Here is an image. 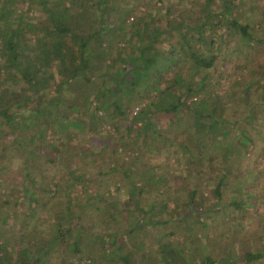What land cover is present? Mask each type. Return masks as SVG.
Here are the masks:
<instances>
[{"label": "trees", "instance_id": "16d2710c", "mask_svg": "<svg viewBox=\"0 0 264 264\" xmlns=\"http://www.w3.org/2000/svg\"><path fill=\"white\" fill-rule=\"evenodd\" d=\"M205 1L204 16H195L192 7L182 8L186 15L175 9L180 0H144L143 6L164 8L161 26L153 14L133 19L136 9L121 7L124 0H0V171L12 149L27 168L26 180L29 169L44 162L60 164L66 182L54 184L53 196L42 200V210H58L51 236L36 249L13 251L0 225V264H264V240L257 249L244 244L241 250L237 239L223 244L228 235L216 238L210 231L192 240L184 234L192 224L207 228L198 185L211 189L209 211L220 215L244 209L242 200L224 202L220 192L235 181L233 166L242 164L243 184L264 180V6L250 0L262 17L249 7L243 17L256 16L257 34L235 14L247 4L243 0H220V13ZM242 54V65L234 68ZM230 61L228 72H221L226 77L217 74L228 79L220 91L212 71ZM104 126L107 140L95 149ZM73 131L90 138L82 137L86 144L69 155ZM160 147L167 154L164 167L149 161ZM130 149L137 155L124 161ZM71 159L78 165H69ZM176 161L182 168L176 176L195 180L179 205L159 192ZM75 187L87 195L89 215L75 211L76 197L69 195ZM21 191L33 199L32 189L22 185ZM151 192L161 201L141 205ZM92 213L103 223H95ZM84 238L99 249L86 250Z\"/></svg>", "mask_w": 264, "mask_h": 264}, {"label": "rangeland", "instance_id": "374dc122", "mask_svg": "<svg viewBox=\"0 0 264 264\" xmlns=\"http://www.w3.org/2000/svg\"><path fill=\"white\" fill-rule=\"evenodd\" d=\"M139 3L137 4L134 0H124V3L119 2V5L122 6H133L136 9V14L132 15L133 19H136L135 17H140V14L145 15H151L153 14L157 20L159 21V24L161 26H165L166 24V18L164 14V8L163 11L156 10L153 8V4H149L148 6H143L144 0H138ZM180 6L181 8H175L177 11H183L186 15L187 11L183 10V7L190 8L192 7V14H195V16H204L203 9L205 5V0H180ZM236 1V0H234ZM247 4L245 6L239 7L237 6V9L235 10V14L238 15L239 21L242 24H245L246 21H248L253 29L255 30V33L258 32V25H257V19L256 16H252L251 19H244L245 13L249 12V10L254 11L259 17H262L261 13H257L255 9H253V5L251 6L250 0H243ZM254 2H258L257 6L263 7L264 6V0H253ZM192 3V4H191ZM238 4V3H236ZM159 6V4H158ZM163 7L168 8V4H163ZM211 11L213 13H220L221 10V4L220 0H212L210 3ZM249 7V8H248ZM151 9L153 12L149 11L148 9ZM249 10H248V9ZM24 11H27L29 14L28 16H32L33 9L31 10L30 7L25 6ZM150 12V14H148ZM246 15L245 17H247ZM112 19V16L109 17V20ZM131 21V19H130ZM220 33L225 34V29L221 30ZM165 37V36H164ZM174 39L168 40L169 45L171 42L175 41ZM163 41V40H161ZM166 42V43H167ZM122 46L121 43L118 44V47ZM207 45H204L203 47H206ZM167 47V46H166ZM112 51L115 53L116 50L112 49ZM244 58V54L239 56V62H236V65H234V68L240 67L242 65V60ZM232 62H225L220 63L219 66H217L218 69L215 71L213 70L212 73L216 74L215 80H219V83L221 84V90L223 88H226L228 79L226 84L223 81H226L225 78L220 79V76H217V74L222 75L223 77L226 75L221 74V72L227 73L228 70L231 68L230 64ZM233 64V63H232ZM233 83V82H232ZM134 109H138L139 107H134L131 111L129 116L133 118V112ZM100 128V133H102L103 136L98 138V142L94 140V145L96 148L100 147L103 140H107V133L109 128L107 126ZM105 132V133H104ZM113 132V131H112ZM70 140H69V151L67 152L69 155H71L76 148L79 146L85 145L86 142H84V138L86 137L90 138L88 136L89 134L79 135L75 131L70 133ZM113 135L114 132H113ZM175 139H179L181 136L177 134V132L174 134ZM8 139V138H7ZM10 139V138H9ZM46 139L51 143L52 136L46 135ZM4 139H2L3 141ZM12 149H10L11 151ZM8 153V162H5L6 166H4L3 170L0 171V225L3 231H5L6 238H9L12 240V243H10V248L14 250H19L21 247H32L31 245L34 244L33 249H36V242L44 241L41 239L47 238L51 236V223H53V212L58 210V207L56 206H49L48 209L41 208V205L44 204L42 202L43 198L45 197H51L53 196V191L55 189L54 184H59L61 187L65 186V180L64 173L59 171L61 169V165L55 163L53 164H46L44 162L33 165V169H29L30 178L26 180L24 178V175L27 173V168H23L22 160L19 159V157L14 153ZM122 149L118 148V152L120 153ZM137 151L130 149L129 151L124 152V155L122 156V159L124 161H128L132 158H134L137 154ZM52 155V154H51ZM166 156L167 154L164 152V150L161 149L158 150V153H154L153 157L149 159L151 164H159L161 167H164L166 165ZM183 155H180L182 157ZM91 166H95L96 163L92 162L91 158L89 159ZM47 162V161H46ZM66 162L71 166L78 165V162L74 159L66 160ZM108 164V163H107ZM172 165L171 167H168V172L172 175L169 176V180L166 182V185H163V188H166V190L159 191L160 194L162 193V197H170L173 200H176L175 204L179 205L182 202L186 201L187 194L191 191L193 187H195V180L193 178L186 179V177L183 176V173L181 175L183 178H178L176 174L180 173L182 170L181 163L178 161L176 162H170ZM27 165V164H26ZM233 165L231 164V167ZM233 166V175L235 176V181L229 183V186L222 188L221 193L223 195L222 199L224 202H228L232 199H234L236 202L239 200H242V203L244 204V209H238L233 208L229 213L216 215L209 211V209L212 206V200L215 199V196L211 192V189H206L205 187H200L198 185V195H204V205L202 206L203 209H200L201 212H203L201 218L202 223L207 227L205 229H202L199 224H192L191 229L184 230V234L186 236H189L192 238H195L197 235H199L201 238L206 237L207 233L209 234L210 231L213 232V236L217 238V236L224 234L228 235V237L223 241V244L225 246H228L229 242L235 241V239L239 240L240 243H238L237 247L240 246L241 250L244 249L248 244L250 247L257 249L258 243L260 241L264 240V180L261 178L258 180V183H255V180H248L247 183H242L243 179H241V170H242V164L239 167ZM250 167V166H249ZM85 171H87V167L84 166ZM92 168V167H91ZM64 169V168H63ZM250 169V168H249ZM42 173V175H41ZM53 176V178H51ZM117 176H120L117 174ZM121 177V176H120ZM258 177V176H256ZM254 179V178H253ZM22 180H24V183H22ZM28 181L33 184L32 186L29 185ZM118 182L120 184H124L120 179L115 178L114 183ZM112 184V183H110ZM22 185L28 187L29 189H32L31 192H33V199L29 200L31 197L29 194H24L21 191ZM115 185V184H114ZM114 185L110 188L111 193L116 194V188ZM35 186H37V190L35 189ZM49 190L48 193H44L45 190ZM245 190H248L247 193H245ZM164 191L165 194L164 195ZM30 192V193H31ZM158 192V193H159ZM62 196H65V194H61ZM69 195L75 196V202L76 206L75 211L77 212H86L89 215V212H93V208L88 206L87 204H84L85 197L87 196L85 193H83L78 187H75L71 191H69ZM119 195L121 201L127 200V195L124 190H119ZM248 195V197H246ZM60 196V195H59ZM61 197V196H60ZM161 198L156 195L155 192H151L150 197H143V199L140 200V204L147 207L150 203H158L161 201ZM208 199V200H207ZM211 204V205H210ZM125 206L127 208H132L133 203H126ZM92 219L95 223L102 224L103 221L101 220V215L92 213ZM116 223H118V227H122L123 224L121 221L116 220ZM96 225V227L101 230L100 225ZM186 226V223L182 226ZM155 228L151 229V231H154ZM232 236L233 238H230ZM176 238V236H175ZM258 239V241H257ZM193 240V239H192ZM257 243V244H256ZM83 245L86 248V250L93 251L98 250L99 245L96 243H92L90 239L84 238ZM204 249V248H203ZM98 252V251H97ZM141 255V254H140ZM57 256V254L55 255ZM73 263H76L75 260H72Z\"/></svg>", "mask_w": 264, "mask_h": 264}, {"label": "built area", "instance_id": "2783aa9c", "mask_svg": "<svg viewBox=\"0 0 264 264\" xmlns=\"http://www.w3.org/2000/svg\"><path fill=\"white\" fill-rule=\"evenodd\" d=\"M136 112H137V109H134L133 115H135V114H136Z\"/></svg>", "mask_w": 264, "mask_h": 264}]
</instances>
